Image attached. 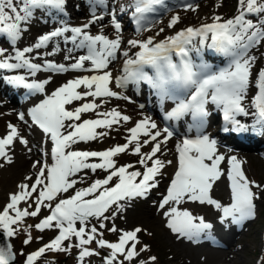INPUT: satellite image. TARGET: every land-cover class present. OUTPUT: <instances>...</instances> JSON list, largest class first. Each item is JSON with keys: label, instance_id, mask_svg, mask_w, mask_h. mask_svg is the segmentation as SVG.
I'll return each instance as SVG.
<instances>
[{"label": "snow or ice", "instance_id": "obj_1", "mask_svg": "<svg viewBox=\"0 0 264 264\" xmlns=\"http://www.w3.org/2000/svg\"><path fill=\"white\" fill-rule=\"evenodd\" d=\"M67 3L68 0H0V39L8 45L0 46V73H25L3 74L0 80L26 89L29 95L43 96L28 109L30 124L24 112L17 113V118L43 133L50 142L51 158L50 163L34 161V178L28 175L18 183L0 208V235L6 238V242H0V264H16L17 252L11 240L23 234L22 245H31L33 228L40 233L52 230L57 234L36 250H21L23 264H38L49 252L70 255L73 249L78 250L77 264H88L91 257H100L101 264H157L156 255L144 258L151 246L140 238L142 233H153L141 226L118 228L115 221L126 219L124 214L135 200L147 199L159 187L169 166L174 171L155 204L164 226L177 240L197 243L202 234L213 228L204 216L194 215L185 207L188 204L213 207L221 225H242L255 219L258 193H264V184L248 178L245 161L221 153L217 139L206 129L215 109L234 132L251 128L264 133V66L257 67L264 53L260 57L251 54L264 44V0H237L236 13L229 18L213 14L211 22L179 28L161 39L157 38L164 28L155 35L126 42L121 15L130 14L139 36L152 31L156 23L149 14L158 8L168 10L165 0H129L126 4L118 0H88L89 18L79 26L67 22ZM220 6L221 3L216 4L217 8ZM198 8L199 5L183 3L184 11L196 12ZM106 18L108 24H101L99 33L91 34V27ZM37 19L58 26L38 35L30 45L17 47ZM181 23V16L176 14L167 27L175 29ZM106 26L113 30L112 37L104 34ZM125 43L127 47L122 48ZM132 49L138 50L129 55ZM206 49L226 58V66L214 67L209 63L204 58ZM62 52L64 61L69 63L48 59ZM78 52L83 54L75 55ZM119 55L125 59L120 74L114 76L110 65ZM70 71L86 74L68 79L51 92L46 87L52 83L51 76L35 78L41 72ZM129 84L137 88L146 85L161 107L172 101L174 106L164 113V120L190 116L187 133L194 130L195 134L185 135L175 143V162L163 158L174 136L170 127H161L149 115L132 121L115 107L99 111L108 103L107 98L131 102L130 97L113 90V86L123 89ZM139 107L143 109L144 105ZM86 114H94L95 118H84ZM239 117H252V125ZM129 123L132 126L126 129L123 144L101 151L77 147L102 140L110 131H118ZM16 143L32 152L29 140L9 122L6 133L0 136V168L13 163ZM145 148L148 150L144 151ZM122 154L137 156L136 164H119L117 157ZM98 170L105 173L103 178L89 183L88 172L96 174ZM222 179L228 181L229 203L213 196L214 187ZM78 184L87 186L77 187ZM42 209L49 214L35 224L26 222L28 218H39ZM102 230L115 234L116 239H105ZM35 240L43 241V236ZM260 264H264V258Z\"/></svg>", "mask_w": 264, "mask_h": 264}, {"label": "rangeland", "instance_id": "obj_2", "mask_svg": "<svg viewBox=\"0 0 264 264\" xmlns=\"http://www.w3.org/2000/svg\"><path fill=\"white\" fill-rule=\"evenodd\" d=\"M129 2V0H128ZM190 3H193L194 5H199V8L196 12L192 11H184L183 9V4L178 5L177 7L173 8L172 10L175 11L177 14L181 16L182 23L184 22H191V23H196L200 21H205L209 22L210 17L213 14H219L222 15L225 18H229L233 16L236 13V8H237V0H191L189 1ZM217 3H221V6L219 8L216 7ZM79 5L78 8L81 9V7H86L87 10H84L82 14H79L78 16L72 15L71 17L66 18L68 23H79L82 24L84 23L88 18H89V5H88V0H75L74 6ZM73 5L70 6V4L66 5V11L69 13L72 11ZM168 10L164 14L160 15L158 18H154L156 23L152 27V31L150 32H143L139 36L137 35L136 32H133L130 30V28L125 24H123V37L125 38V42L128 39H132L134 37H139L143 38L146 35H155V33L160 29L164 28L165 31L161 35H166L168 32H170L172 29H169L167 27L169 23V17L168 14L172 11ZM72 13V12H71ZM39 16V14H37ZM124 14L121 15L120 19L123 20ZM82 21V22H81ZM123 22V21H122ZM181 23V24H182ZM43 26H42V25ZM101 24L107 25L108 20L107 18L102 21L98 22L97 26H101ZM39 25V26H38ZM180 25V24H179ZM57 25H54L53 23L49 22L48 24H44L42 21L37 19L32 27L31 30L27 33L24 34L22 40L18 42L17 47H24L28 46L31 43L35 41V36L38 34L40 35L41 32L45 30L49 31L51 27H54ZM42 30H41V29ZM105 28H110L111 27H105ZM92 30V29H91ZM37 33V34H36ZM111 32H106L108 36H110ZM127 33V34H125ZM111 37V36H110ZM130 37V38H129ZM0 46L7 47L8 45L3 42L2 39H0ZM126 46L122 45V48ZM133 50V49H132ZM130 51L129 55H131ZM208 50H205V56L204 58L214 65V67H224L226 66V58L220 57L221 55L217 54H210L207 52ZM261 53H264V44H262L259 49H253L251 54H255L258 57H260ZM81 54V53H80ZM75 55H79L78 53H75ZM124 57L122 55L118 56V59L116 61L122 62V59ZM48 59H52V57H48ZM55 62H58V60H54ZM39 62V61H37ZM264 66V59L260 60L259 63L257 64V67ZM110 70L113 73V75L121 70V67H117V65L114 64V62L110 65ZM2 74V73H0ZM6 74V73H3ZM16 74H25L23 70H18ZM86 73H77V72H71L70 74L68 73L61 81V84L66 82L68 79L67 76L71 75V78H74L75 76L78 75H83ZM35 78H39L38 75ZM1 84L3 86H8V84L4 83L2 80H0V88ZM18 93H17V98L14 99V106L11 109H8L9 107H6L2 104L0 106V122L2 123V126L0 127V136L4 135L6 133V125L9 122H12L10 117L12 116L13 118L17 119V113L18 112H24L25 117H28V109L31 107L30 105L32 104L33 106L39 102L41 98H43L42 95H27V94H22L21 91L25 90L22 88H18ZM1 90V89H0ZM54 90V88H48L47 91L51 92ZM113 90L121 92L123 95H126L130 97L131 102L123 99H117V98H107L108 103L105 104L99 111H105V110H110L111 108L115 107L118 108L123 114L129 115L132 118V121L137 120L138 114L142 112L138 111H132L133 109H138L140 108L139 105L140 102L146 101V95L144 96L142 92L136 94L135 91L128 85L126 88L123 89H117L113 86ZM21 92V93H20ZM152 94V93H150ZM253 92L249 93V96ZM12 96L10 94H6L1 91V97H0V102H10ZM99 102V101H98ZM172 101H166L163 107H161L160 104H158V112H154V120L162 127V115L166 112L165 109H167V106L171 103ZM16 104H18L16 106ZM147 104V103H146ZM145 103L144 108L141 110L145 112L144 110L148 109ZM167 104V105H166ZM4 108V109H3ZM146 108V109H145ZM165 108V109H164ZM8 109V110H7ZM17 109V111H16ZM4 110V111H3ZM12 111V112H11ZM9 112V113H8ZM17 112V113H16ZM131 113V114H130ZM153 114L152 112H150ZM137 115V116H135ZM84 118H95L94 114H86ZM217 118V117H216ZM250 118V119H249ZM136 119V120H135ZM218 119V118H217ZM241 121L245 120H251L252 117H239ZM5 121V123H4ZM214 121V120H213ZM211 119L208 123V127H213L214 128V134H210L214 138L222 137L224 139H228L229 136L224 135L221 133L218 122H213ZM189 121L182 120L179 121L177 124L178 128H182L186 126V123ZM248 122V121H247ZM161 123V124H160ZM211 125V126H210ZM132 123H129L127 125H122L119 127V130H112L109 133L108 137L103 138L102 140H97L93 142H89L87 144L81 143L77 147L79 149H83L86 147H99V146H107V145H116V144H123L125 143L124 137L127 135L126 129L128 127H131ZM209 128H207L209 130ZM194 132V131H193ZM195 133V132H194ZM264 135V133H260V135ZM22 135L25 136L26 134L22 133ZM36 139L37 141L35 142L36 146V151L33 155L30 156V165L34 161H43V162H51L50 158V151L48 148L49 141H47V138L44 137L43 133L40 131H35ZM215 135V136H214ZM180 135L174 134L173 138L171 141H169L167 148L165 151L167 152V155L163 157L164 159H172L173 161L175 160V153H174V145L177 141H179ZM19 143H16L18 145ZM219 144H223V146H226L223 141ZM226 147H229L228 145ZM168 149H172V151H168ZM232 149H235L232 147ZM148 148H145L144 151H147ZM236 151H238V154H233L236 155L240 160L245 161L243 167L246 175L250 180H255L256 182L260 184H264V142L258 147L256 150H253L252 152H247L248 150L243 149V148H236ZM174 153V154H173ZM231 156V155H230ZM118 163H122L124 161H128L129 163L136 164V161L138 160V157L135 155L131 154H122L119 157H117ZM175 162V161H174ZM139 167V165H137ZM174 167L169 166L166 168L164 171H171L173 172ZM36 172V169H33L31 166H27L26 168L24 167L21 170V173L18 176H15L12 180V182H8L7 184L4 185V191L0 193V208L3 207V205L7 201V195L10 193V189L13 187L15 188L13 191L16 190V185L22 181H24V178L28 175H33L34 178V173ZM105 175L104 172L102 171H97L96 174H92L91 172H88V182L90 183L92 179L96 178H103ZM3 178L0 170V180ZM30 183V181H29ZM87 186L86 184H78L77 187H84ZM157 192L156 190H153L150 194H155ZM260 195V199L256 201L257 205V215L256 218L251 220V221H245L238 229H233L234 230V235L228 240V245L233 246L235 253L233 255L228 254L225 257L221 256H215L214 258H206L205 261L203 260L204 264H260L262 258H264V193H258ZM213 196L214 198L219 199L222 203L225 202H230V199H227L230 196V191L228 187H225L221 189L220 192L213 191ZM225 196L227 198H225ZM152 198L148 197L147 199H137L133 202L132 207L129 208V210L124 214L126 216V219H120L117 218L115 223L118 228L122 229H132L133 227L136 226H141L148 231L152 232V236H147L145 234H140V238L143 241V243H147L151 246V251L149 253L144 254V258H146L149 255H156L158 257L157 264H177V261L180 260L181 258L177 259L173 253L179 252V245L181 243V240H175V238L172 235L166 234V229L165 228H159L155 226L153 223L147 220L148 214H149V202H151ZM24 206V205H22ZM194 212L196 214L201 213H211L214 212L216 215L218 214L216 210L208 205H198L197 208H194ZM198 210V211H197ZM201 210V211H200ZM48 210L47 209H42L41 216L39 218H28L27 223L28 224H35L38 222L39 219H42L44 215H47ZM142 222V223H140ZM92 223H96L95 220L92 221ZM108 223V226L111 227L110 222ZM32 234L34 237V242L29 245V246H24L22 245V240L24 239V235L21 234L18 238L12 239L11 243L14 245V250L17 252V259H16V264H23V259L24 257L19 255L20 251L23 250L25 253L31 252L33 250H36L38 247L42 246L43 243L48 242L51 238H53V234L56 233L52 230H46L43 233L38 232L36 229H32ZM105 231L104 238L108 239L109 241H114L116 239V235ZM38 236H43V241H37L35 240V237ZM148 238H151L150 240ZM153 241L155 243L153 244ZM67 243V242H66ZM176 245V246H175ZM227 245V244H226ZM92 247H96L95 244L92 245ZM227 247V246H226ZM178 250V251H177ZM77 252L78 250L73 249L72 253L66 254V253H47L46 258L41 259L38 264H77ZM186 253V252H184ZM232 253V252H231ZM103 254V253H102ZM190 253H187V257L189 256ZM179 257H181L180 254H178ZM221 257V258H220ZM219 261V262H218ZM202 263V264H203ZM88 264H101V258L100 257H91L88 258Z\"/></svg>", "mask_w": 264, "mask_h": 264}, {"label": "bare ground", "instance_id": "obj_3", "mask_svg": "<svg viewBox=\"0 0 264 264\" xmlns=\"http://www.w3.org/2000/svg\"><path fill=\"white\" fill-rule=\"evenodd\" d=\"M74 3H75V0H68L67 4H70V6H72V5L74 6ZM118 3L126 4V3H128V0H118ZM84 10H87L86 7L82 6L81 9H80V8H77L76 5H75L73 7L72 11H70L69 13L67 12L68 16L66 18L71 17L72 15L78 16L79 14H82ZM100 28H101V26L98 27L97 24L93 25L91 27L92 30L90 29L91 34H93V35L98 34L99 31H100ZM103 31H104V34H106V32H107V34H108V32H111L110 36L111 37L113 36V30H110V28H105L104 27ZM42 33L43 32H41V34ZM125 34H127V33H125ZM37 36H38V34L35 36V38ZM62 47H63V44H62ZM124 47H126V46H124ZM40 51L43 52L45 50L41 49ZM64 54L65 53H63V52L60 53V54H57L56 56L52 57V59L53 60H58L57 63H69L68 61H64V59H63ZM220 57H223V56H220ZM122 63H123V61L122 62L114 61V64L117 65V67L122 66ZM68 73L70 74L71 71L68 72ZM68 73L55 74V73H44V72H41V73L37 74L39 78H36V79H45L48 76H51L52 77V83L49 84L46 87L55 88V87H57V86H59L61 84L62 79ZM67 77H68L67 79H72L71 75H69ZM0 89H1L0 90V97H1V91L6 93L7 95L10 94L12 96V98L10 100V102H12V103L3 102L2 104L5 106V108L6 107H9L8 109L13 108L14 99L18 97L17 93H18L19 89L15 88V87H13L11 85H8V86L5 87L2 84H1V88ZM37 95L39 96L40 94H37ZM148 97H149L148 102H147V104L145 103L147 105L146 107L148 109L145 108L146 109V110H144L145 112L141 111L142 110L141 108L132 110L133 112L134 111L142 112V113L138 114V116L135 115V116H137V120L140 119L142 117V115H149V116H151L153 118L154 112H156L155 114H157V112H158V110H157L158 109L157 101H156V100H158L157 96H155L154 94H149ZM142 104H144V103H142ZM17 105L18 104H16V106ZM16 111H17V109H16ZM150 112H152L153 114H151ZM155 117L156 116H154V118ZM209 118L212 121L215 120L216 122H218V119L216 118V115L213 112H212V114H211V116ZM10 119L12 120L11 123L16 125L20 129L21 133L26 134V138L29 140V145L28 146L32 148V152L28 153L23 145H21V144L16 145L15 144L14 150L12 152L13 163L11 165L5 164L3 168H0L1 174L3 176V178H1V180H0V193H2L5 190L4 189V185L7 184L8 182L9 183L12 182L13 181L12 179L15 176H18L21 173V170L24 167L26 168L27 166H31L30 162L28 163V161L30 160V156L33 155L35 153V151L37 150L36 146H35V142L37 141L36 135H35V131H39L40 132V130L36 126L33 125L31 128H29L23 122L19 121L18 118L15 119V118H13L11 116ZM25 119L29 121V124L31 123V120H30L29 116L25 117ZM247 121L243 120L242 122L245 123V124H248V125H252L253 121L252 122H250L249 120H247ZM4 123H5V121H4ZM1 126H2V123L0 122V127ZM206 131L209 134H212V135L214 134V128L213 127H210L209 130L206 129ZM215 139H217V141H218L219 151L221 153H224L227 156H230V155L239 153L238 151L235 150L238 147L248 150L247 152H250V151L252 152L253 150H256L264 142V135H262V134L260 135L259 132H253V131H251V128H250L249 131L242 132V135H239L237 132L232 131L231 134L229 135L228 139H224L222 137H218V138H215ZM222 141H223V143L226 144V146L228 145L229 147L223 146V144L222 145L219 144ZM232 147H234L235 149H232ZM0 163H2V161H0ZM223 166L224 165H222V167ZM172 173L173 172H171V171H165V177L162 179L159 187L157 188V192L155 194L152 193V194L149 195V197H151L152 200H151V202H149L150 203L149 204V210L150 211H149V214H148V217H147V220L150 221L151 223H153L155 226H157V227H159L161 229L165 228L167 236L168 235H172V234L164 226V224H165L164 218L162 217V215L160 213L157 212L155 202L160 199V194L164 192V190H165V188H166V186L168 184V176H170ZM225 187H228V181L226 179H222L214 187V191L220 192L221 189H223ZM14 189L15 188L13 187L10 190L13 191ZM12 191H10V192H12ZM225 198H227V197L225 196ZM227 199H229V197ZM225 203H229V202H225ZM185 207H188L189 210H191L194 215L204 216L206 221L211 222L213 224V228L211 230H209L208 232L202 234L200 239H199V242H197V243L188 241L187 239H181V243L179 245V252L173 253V255H175V257L177 259L181 258L180 260L177 261V264H202L203 260L205 261L206 258H214L215 256L225 257L228 254L233 255L235 253L236 250H234L233 246L228 245L227 242L234 235V230L233 229H238L241 225H235V224H232L230 222H225L224 225H221L219 223V221H218L219 214L216 215L214 212H211V213L204 212L202 214L201 213L199 214V212H198V214H196L194 212L195 211L194 208H197L198 204H188V205H185ZM140 223H142V222H140ZM175 240H177V239L175 238ZM184 252H186V253H184ZM187 253H190L189 254L190 257L185 256V255H187ZM178 254H180L181 257H179Z\"/></svg>", "mask_w": 264, "mask_h": 264}, {"label": "water", "instance_id": "obj_4", "mask_svg": "<svg viewBox=\"0 0 264 264\" xmlns=\"http://www.w3.org/2000/svg\"><path fill=\"white\" fill-rule=\"evenodd\" d=\"M0 242H6V238H4L2 235H0Z\"/></svg>", "mask_w": 264, "mask_h": 264}, {"label": "trees", "instance_id": "obj_5", "mask_svg": "<svg viewBox=\"0 0 264 264\" xmlns=\"http://www.w3.org/2000/svg\"><path fill=\"white\" fill-rule=\"evenodd\" d=\"M149 240L151 239V238H148ZM155 243V241H153V244Z\"/></svg>", "mask_w": 264, "mask_h": 264}]
</instances>
